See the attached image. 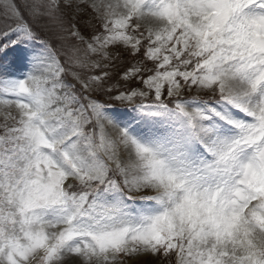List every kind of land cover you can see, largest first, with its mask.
I'll use <instances>...</instances> for the list:
<instances>
[{
    "label": "snow or ice",
    "instance_id": "6c2138e0",
    "mask_svg": "<svg viewBox=\"0 0 264 264\" xmlns=\"http://www.w3.org/2000/svg\"><path fill=\"white\" fill-rule=\"evenodd\" d=\"M0 97V264H264V0H0Z\"/></svg>",
    "mask_w": 264,
    "mask_h": 264
},
{
    "label": "rangeland",
    "instance_id": "374dc122",
    "mask_svg": "<svg viewBox=\"0 0 264 264\" xmlns=\"http://www.w3.org/2000/svg\"><path fill=\"white\" fill-rule=\"evenodd\" d=\"M86 19H88V17L84 14H81V24H83V21ZM124 66H126V63L122 64L120 61H116V67L111 69L114 79H118L116 74L120 72ZM0 99H2V97H0ZM101 99L107 100V97H101ZM124 107L125 106L120 105L119 102H112V108L115 111L124 110ZM4 111L5 108L2 104H0V115H2ZM174 260L175 257H171L170 260H164L159 257H153L151 254H144L138 257L125 258L124 264H174ZM69 264H74V261H70Z\"/></svg>",
    "mask_w": 264,
    "mask_h": 264
},
{
    "label": "trees",
    "instance_id": "16d2710c",
    "mask_svg": "<svg viewBox=\"0 0 264 264\" xmlns=\"http://www.w3.org/2000/svg\"><path fill=\"white\" fill-rule=\"evenodd\" d=\"M127 62V58H125V63ZM121 63V62H120Z\"/></svg>",
    "mask_w": 264,
    "mask_h": 264
}]
</instances>
